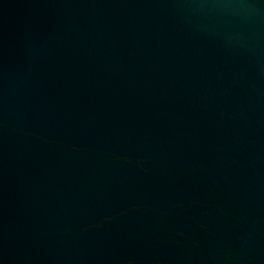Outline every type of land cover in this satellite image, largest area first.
I'll return each instance as SVG.
<instances>
[{"label":"water","instance_id":"water-1","mask_svg":"<svg viewBox=\"0 0 264 264\" xmlns=\"http://www.w3.org/2000/svg\"><path fill=\"white\" fill-rule=\"evenodd\" d=\"M0 264H264V0H0Z\"/></svg>","mask_w":264,"mask_h":264}]
</instances>
